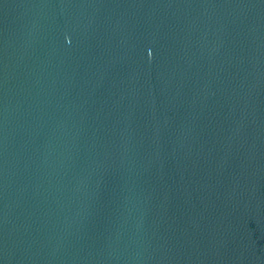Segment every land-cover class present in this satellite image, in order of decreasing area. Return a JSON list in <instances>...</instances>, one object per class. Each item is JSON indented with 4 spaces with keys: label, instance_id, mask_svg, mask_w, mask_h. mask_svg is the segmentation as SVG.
<instances>
[{
    "label": "water",
    "instance_id": "obj_1",
    "mask_svg": "<svg viewBox=\"0 0 264 264\" xmlns=\"http://www.w3.org/2000/svg\"><path fill=\"white\" fill-rule=\"evenodd\" d=\"M0 264H264V0H0Z\"/></svg>",
    "mask_w": 264,
    "mask_h": 264
}]
</instances>
